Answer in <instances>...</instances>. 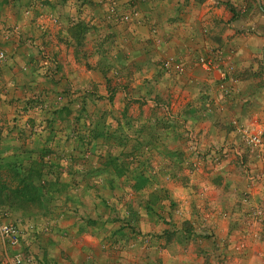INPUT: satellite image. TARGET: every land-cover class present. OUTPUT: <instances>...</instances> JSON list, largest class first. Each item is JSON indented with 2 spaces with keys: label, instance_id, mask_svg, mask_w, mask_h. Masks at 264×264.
Returning a JSON list of instances; mask_svg holds the SVG:
<instances>
[{
  "label": "rangeland",
  "instance_id": "rangeland-1",
  "mask_svg": "<svg viewBox=\"0 0 264 264\" xmlns=\"http://www.w3.org/2000/svg\"><path fill=\"white\" fill-rule=\"evenodd\" d=\"M119 2L102 5L121 24L136 10ZM4 5L0 188L12 193L27 184V199L21 207L0 199V222L17 229L31 264H55L60 244L82 233L150 236L155 249L177 244L189 256L207 255L203 264H264L263 132L239 120L226 128L224 118L208 126L211 105L202 101L174 111L176 101L157 96L169 64L157 56L150 68L112 27L39 35L31 15L7 11L8 18ZM78 34L79 43L71 37ZM149 49L156 58L158 49ZM251 135L260 143H249ZM147 224L152 232L141 230ZM11 255L0 242V264Z\"/></svg>",
  "mask_w": 264,
  "mask_h": 264
},
{
  "label": "crops",
  "instance_id": "crops-1",
  "mask_svg": "<svg viewBox=\"0 0 264 264\" xmlns=\"http://www.w3.org/2000/svg\"><path fill=\"white\" fill-rule=\"evenodd\" d=\"M3 2L9 6L4 16L7 11L20 19L31 15L39 35L55 28L68 37V27L81 23L85 32L94 34L112 27L118 42L141 52L140 61L147 60L150 68L151 61L160 59L157 56L162 65L169 64L157 96L167 103L176 101L179 109L174 111L202 101L211 105L203 115L208 126L214 124L212 117L224 118L226 128L239 120L264 133V0H120L122 8L134 4L136 10L121 24L104 14L103 0H0V5ZM152 47L158 49L156 58L151 56ZM142 73L148 77L153 72ZM189 122L197 126L192 119ZM257 161L264 166L263 151ZM151 227L140 225L143 232ZM137 239L82 233L60 244L55 264H203L208 257L194 253L193 259L177 244L155 249L157 242L150 236Z\"/></svg>",
  "mask_w": 264,
  "mask_h": 264
},
{
  "label": "built area",
  "instance_id": "built-area-1",
  "mask_svg": "<svg viewBox=\"0 0 264 264\" xmlns=\"http://www.w3.org/2000/svg\"><path fill=\"white\" fill-rule=\"evenodd\" d=\"M114 10H111L113 12ZM121 21H128L129 16L123 15L119 18ZM3 54L0 53V58H2ZM247 129L243 132L245 133ZM249 143L251 144H259L260 138L257 135L249 136ZM19 233L15 227L10 225L9 223L0 222V242H7L10 249L12 250V255L10 257V264H31L32 257H26L30 252L28 250H24L21 245V240L19 238Z\"/></svg>",
  "mask_w": 264,
  "mask_h": 264
},
{
  "label": "trees",
  "instance_id": "trees-1",
  "mask_svg": "<svg viewBox=\"0 0 264 264\" xmlns=\"http://www.w3.org/2000/svg\"><path fill=\"white\" fill-rule=\"evenodd\" d=\"M73 30L84 31L85 28H84L83 24L81 23V24H76V25L71 26V28L69 29V33L72 32ZM71 37L73 38L74 41L79 43V40H80L79 34L78 35H72ZM44 157H45V154L42 155V157L40 158V160H41L39 162L40 165H43L42 161H43ZM33 186L39 190V188L35 184H33ZM26 187H27V184H25L23 186V188L17 187V189L15 191H13L12 193H7V192L3 193L2 191L4 188L1 187L0 188V199L6 200V201L10 200L11 203H15L21 207V206H23V204H25V200L27 199V193L25 191H23Z\"/></svg>",
  "mask_w": 264,
  "mask_h": 264
}]
</instances>
